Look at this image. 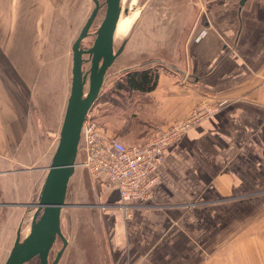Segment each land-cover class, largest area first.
<instances>
[{
    "label": "crops",
    "instance_id": "obj_1",
    "mask_svg": "<svg viewBox=\"0 0 264 264\" xmlns=\"http://www.w3.org/2000/svg\"><path fill=\"white\" fill-rule=\"evenodd\" d=\"M242 1L187 0L182 30L153 29L156 46L138 49L132 66L109 68L99 96L134 101L116 113L108 103L89 112L125 144L145 143L202 105L217 110L166 150L150 204L129 216L114 207L119 194L101 184L98 206H74L88 220L78 212L69 227L62 221L67 246L58 264L70 254L73 264H92L84 257L90 244L72 242L85 229L101 238L106 264H264V0ZM55 9V0H0V209L20 211L38 199L45 150L63 124L65 85L48 93L39 84ZM137 33L145 38L144 24ZM150 68L159 71L150 92L115 84ZM17 214L0 226V264L16 241Z\"/></svg>",
    "mask_w": 264,
    "mask_h": 264
},
{
    "label": "rangeland",
    "instance_id": "obj_2",
    "mask_svg": "<svg viewBox=\"0 0 264 264\" xmlns=\"http://www.w3.org/2000/svg\"><path fill=\"white\" fill-rule=\"evenodd\" d=\"M104 1L105 0H100L103 6L91 29L92 35L84 40L83 44L85 47L92 46L95 40V32L105 18L106 6L104 5ZM55 8V14L49 37V48L46 55L47 63L43 67V74L39 84L44 88L46 86V91L48 93H59L61 92L63 85H65L64 92L66 91V95H70L73 67L72 46L92 12L94 8V2L92 0H55ZM184 13H187V0H124V3H122L121 14L125 18H133V24L127 35L114 39L115 50H117L122 45L124 40L127 39L128 41L125 45L127 50L123 51L122 54L116 59L113 67L120 68L126 65L132 66L137 61V54H139L137 51L138 49L144 48L150 51L153 46H156L157 44L152 40L153 29H155L157 32L159 27L161 30L164 28V35L169 36V34H171L172 30L175 28L172 35H176V32H178L180 29L182 30L181 26L185 23L183 20ZM143 24L145 38L143 40L137 39V29L142 28ZM156 32L155 35L158 34ZM85 68L88 69L89 65H86ZM42 86L39 90L45 91L42 89ZM38 88H40V86H38ZM55 97L56 96H53V99ZM46 106H48V112H51V104L47 103ZM59 138L60 130L56 135V140L52 144L48 143L49 147L47 150H45L47 151L46 159L44 160L46 166L51 165L53 155L59 144ZM80 161L81 157L79 154L76 172L69 184L67 202L72 205L98 204V197L100 193L99 188L101 183L95 180L86 169L80 166ZM10 194H13V190L10 191ZM36 197L37 195L33 196L29 201L36 199ZM0 210L1 227L5 226L7 219L11 215L18 213V216L15 215V217L19 219L21 217V219H18V223L13 226L14 229L12 230V233H14L13 236L15 237V231L17 227L19 228L20 225H22V237H25L30 230V221L32 218L31 215L34 209L21 208L19 211V209L15 208L11 209L2 207ZM78 212H82V215L79 216L81 220H88L87 213H83L81 210L77 211V208L69 206L63 209L62 221L64 222V227H69V224L72 220L74 221V219H79L77 218ZM96 220H98V218L95 216L92 221ZM95 232L96 231L93 230V234H91L92 231H90V235H88V230L85 229V232L81 234V238H77L72 242L74 244L77 243L76 245L90 244L92 252H86L84 257L92 264H106L105 254L102 249V240L98 234H95ZM62 247L63 243L60 239H58L50 254V263L54 261L57 253ZM72 252L79 255L77 248H75V250L73 249ZM70 255L71 259H69L66 264H73L74 262L76 263L77 261L72 259V254ZM95 257L97 258L96 260ZM27 264H41V262L39 258H35Z\"/></svg>",
    "mask_w": 264,
    "mask_h": 264
},
{
    "label": "water",
    "instance_id": "obj_3",
    "mask_svg": "<svg viewBox=\"0 0 264 264\" xmlns=\"http://www.w3.org/2000/svg\"><path fill=\"white\" fill-rule=\"evenodd\" d=\"M121 1H104L105 18L95 32L92 46L85 47L84 40L92 35L91 29L103 6L100 0H93L94 8L73 44L72 87L59 144L38 199L21 204L35 209V213L27 236L22 237V225L18 228L16 241L5 264H27L35 258H39L41 264H58L67 246L61 228L63 209L69 206H98L69 204L67 195L69 184L76 172L83 124L107 81L109 68L121 55L127 43L126 39L115 50L114 37L121 17ZM245 1L247 0L242 3ZM86 65H89L88 69L85 68ZM58 239L62 240L63 247L50 263V254Z\"/></svg>",
    "mask_w": 264,
    "mask_h": 264
},
{
    "label": "built area",
    "instance_id": "obj_4",
    "mask_svg": "<svg viewBox=\"0 0 264 264\" xmlns=\"http://www.w3.org/2000/svg\"><path fill=\"white\" fill-rule=\"evenodd\" d=\"M260 78L264 81V71ZM214 110L217 108L202 105L191 118L163 128L145 143L132 145L125 144L89 112L81 132L79 164L108 190L117 192L121 201L114 207L125 210L131 216L132 209L152 201L159 182L158 168L166 150L203 115ZM100 207L105 209L109 205Z\"/></svg>",
    "mask_w": 264,
    "mask_h": 264
},
{
    "label": "trees",
    "instance_id": "obj_5",
    "mask_svg": "<svg viewBox=\"0 0 264 264\" xmlns=\"http://www.w3.org/2000/svg\"><path fill=\"white\" fill-rule=\"evenodd\" d=\"M158 78L159 71L155 68H150L148 70H133L129 72L125 82H115V84L127 85L130 88L150 92L157 86ZM133 99L132 96H99L93 106L96 104L108 103L111 105L113 113H116L119 108L125 106L126 103H132L134 101ZM103 126L107 128V126Z\"/></svg>",
    "mask_w": 264,
    "mask_h": 264
},
{
    "label": "bare ground",
    "instance_id": "obj_6",
    "mask_svg": "<svg viewBox=\"0 0 264 264\" xmlns=\"http://www.w3.org/2000/svg\"><path fill=\"white\" fill-rule=\"evenodd\" d=\"M122 3H124V0L121 1V13H122ZM132 24H133V18L131 17L125 18L121 14L114 39L120 36L127 35L130 31ZM87 88H88V84H87Z\"/></svg>",
    "mask_w": 264,
    "mask_h": 264
},
{
    "label": "flooded vegetation",
    "instance_id": "obj_7",
    "mask_svg": "<svg viewBox=\"0 0 264 264\" xmlns=\"http://www.w3.org/2000/svg\"><path fill=\"white\" fill-rule=\"evenodd\" d=\"M58 241V240H57ZM52 252V251H51Z\"/></svg>",
    "mask_w": 264,
    "mask_h": 264
}]
</instances>
